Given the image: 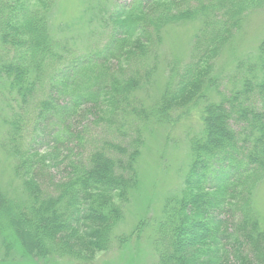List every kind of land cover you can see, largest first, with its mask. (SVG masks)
Instances as JSON below:
<instances>
[{
	"label": "trees",
	"instance_id": "obj_1",
	"mask_svg": "<svg viewBox=\"0 0 264 264\" xmlns=\"http://www.w3.org/2000/svg\"><path fill=\"white\" fill-rule=\"evenodd\" d=\"M54 4L0 0L1 75L21 99L11 150L23 185L22 197L0 193V207H6L10 220L3 222L14 227L24 251L95 264L94 253L111 248L124 221V202L138 179L140 155L138 145L121 164L127 176L115 171L105 152L78 160L69 165L76 175L59 182L57 196H51L39 175L55 155L34 159L24 144L28 125L32 132L48 131L58 148L71 139L65 119L87 104H107L111 122L137 112L144 122L161 123L177 105L202 99V130L190 140L184 186L165 205L152 242L156 264H264V213L255 201L264 184V43L258 59L237 62L230 96L218 86L219 101L207 95L212 83L221 81L214 73L217 58L242 32L247 14L264 8V0H131L104 20L108 42L88 52L71 50L69 44L57 47L49 14ZM199 17L203 29L190 62L172 75L151 110L133 106L152 77L151 59L162 29Z\"/></svg>",
	"mask_w": 264,
	"mask_h": 264
},
{
	"label": "rangeland",
	"instance_id": "obj_2",
	"mask_svg": "<svg viewBox=\"0 0 264 264\" xmlns=\"http://www.w3.org/2000/svg\"><path fill=\"white\" fill-rule=\"evenodd\" d=\"M130 2L131 0H55L49 14L57 47L63 49L69 44L71 50L88 52L103 46L110 37L104 20L116 6H128ZM200 18L165 25L157 53L152 59L149 58L153 68L152 77L147 86L137 92L133 106L141 109L143 105L151 110L172 75L190 62L196 39L203 29ZM263 43L264 8H261L247 14L242 32L217 58L214 73L217 72L221 81L218 84L213 82L214 86L208 89L207 95L211 101L221 99L215 86L219 87L220 93L230 96L232 82L229 79L237 62L242 59H258ZM4 53L0 38V193L22 197V180L16 173L17 157L11 150L12 123L14 113L21 115V99L16 92L10 91L9 83L1 75ZM59 98V104L63 103V99ZM252 100L253 98L251 102ZM204 104L202 99H197L185 107L177 105L161 123L150 119L144 122L137 112H129L124 120L119 119L115 123L106 114L107 104L98 108L90 103L81 107L77 114L65 119L71 139L58 148L48 131L36 132L35 128L34 135L32 125H28L24 133V144L32 148L31 155H34V159L38 160L49 153L55 155L50 161L51 167L39 175L43 188L51 196H57L56 185L59 182L70 174V177L76 175L77 172L69 165L78 163V160L85 161L95 153L105 152L115 162V171L127 176L129 173L121 164L128 161L129 153L139 145L140 155L135 166L139 174L124 202V221L115 233L111 248L93 252L95 264H156L157 256L152 242L157 234L158 221L164 217L168 200L178 195L184 186L185 174L192 159L190 140L202 130L201 112ZM207 191L210 190H206L205 194ZM255 201L258 210L264 213V184L255 192ZM7 212L6 207H0V264H73L57 257L28 255L14 227L3 222L10 220ZM139 226L140 230L137 232ZM121 236L125 238L124 243L118 241Z\"/></svg>",
	"mask_w": 264,
	"mask_h": 264
}]
</instances>
